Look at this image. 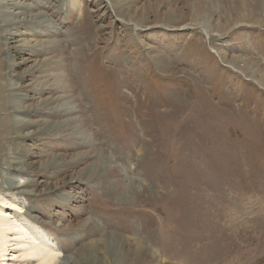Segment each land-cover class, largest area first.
<instances>
[{
    "label": "rangeland",
    "instance_id": "374dc122",
    "mask_svg": "<svg viewBox=\"0 0 264 264\" xmlns=\"http://www.w3.org/2000/svg\"><path fill=\"white\" fill-rule=\"evenodd\" d=\"M78 1L0 0V197L68 264H264V0Z\"/></svg>",
    "mask_w": 264,
    "mask_h": 264
},
{
    "label": "bare ground",
    "instance_id": "6f19581e",
    "mask_svg": "<svg viewBox=\"0 0 264 264\" xmlns=\"http://www.w3.org/2000/svg\"><path fill=\"white\" fill-rule=\"evenodd\" d=\"M64 1L69 7L79 8L78 0ZM12 197L6 194L0 197V264L6 259L4 264H14V261L9 262L14 259L20 260V264H68L70 260L62 259L63 253L51 232L39 222L31 220ZM103 242L102 245L88 248L82 256L91 264H123L122 260L128 257L118 249V242L112 239ZM137 243L138 246L143 245L140 238ZM9 252L12 257L6 258ZM138 260L139 256L134 264Z\"/></svg>",
    "mask_w": 264,
    "mask_h": 264
}]
</instances>
